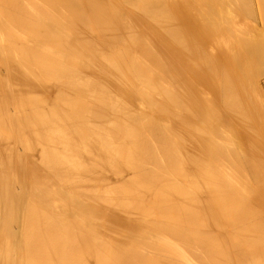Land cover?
I'll list each match as a JSON object with an SVG mask.
<instances>
[{
    "label": "bare ground",
    "instance_id": "bare-ground-1",
    "mask_svg": "<svg viewBox=\"0 0 264 264\" xmlns=\"http://www.w3.org/2000/svg\"><path fill=\"white\" fill-rule=\"evenodd\" d=\"M255 1L0 0V264H264Z\"/></svg>",
    "mask_w": 264,
    "mask_h": 264
},
{
    "label": "rangeland",
    "instance_id": "rangeland-1",
    "mask_svg": "<svg viewBox=\"0 0 264 264\" xmlns=\"http://www.w3.org/2000/svg\"><path fill=\"white\" fill-rule=\"evenodd\" d=\"M256 3H255V5H254V9H255V11H256V16H255V18L254 17H250L251 18V20H250V22H252L253 21V19H254V21L253 22H255V20H256V22L257 23H253V25H252V23H250V26H253V29H252V31H251V33H253L252 34V37L253 36H255L256 37V39L258 40V38L259 37H262V38H264V14L262 15V13L264 12L263 10H260V7L262 8V4H261V2L262 1H260V0H256L255 1ZM263 3V2H262ZM263 11V12H262ZM255 34V35H254ZM259 36H258V35ZM258 36V37H257ZM255 37H253L252 39H254ZM262 38H260V39H262ZM259 41V40H258ZM260 42V41H259ZM264 42V39H263V41H262V43ZM264 44V43H263ZM220 46V48H222L223 49V47L221 46V45H219ZM228 66V65H227ZM228 67H231L230 68V70H232L233 68V66H231V65H229ZM236 77V76H235ZM264 79V78H263ZM237 81H239V80H237ZM262 81H264V80H261V82ZM263 83V82H262ZM206 94H208L207 93V91L205 92ZM211 95V94H210ZM210 95H208V96H210ZM0 104L2 103L1 102V100L3 101V95L1 96L0 95ZM1 111H2V105L0 106V123H1V120L3 121V117H2V113H1ZM0 132H2V130L0 131Z\"/></svg>",
    "mask_w": 264,
    "mask_h": 264
}]
</instances>
